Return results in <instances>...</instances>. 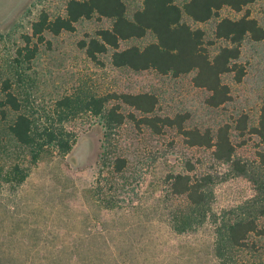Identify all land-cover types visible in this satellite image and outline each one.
Instances as JSON below:
<instances>
[{
	"label": "rangeland",
	"instance_id": "rangeland-1",
	"mask_svg": "<svg viewBox=\"0 0 264 264\" xmlns=\"http://www.w3.org/2000/svg\"><path fill=\"white\" fill-rule=\"evenodd\" d=\"M66 1L0 0V66L9 63L13 51L21 46V36L31 33V23L41 11L50 17L62 15ZM184 1L177 0L178 4ZM125 3L131 15L141 0ZM247 9L264 29V0H256ZM243 14L228 8L219 12L220 17L230 19ZM185 20L192 28L204 31L205 43H213L207 45L212 54L226 44L215 39L216 18L205 23ZM108 25L107 20L94 18L80 21L72 33L44 35L46 43L39 46L30 70L36 83L34 98L40 106L52 112L55 101L85 86L97 93L153 89L160 96L161 114L188 111L194 124L213 131L221 124H230L237 157L253 177L264 174L258 157L262 151L259 139L249 132L242 137L235 130L242 113L248 116L250 126L255 125L264 104V40L244 41L239 63L245 67V76L237 83L233 74L224 75L232 100L221 108L209 109L203 102L207 93L192 86L191 75L171 80L150 72L133 74L112 68L105 56L100 57L102 65L91 62L79 42ZM151 40L148 35L123 46H143ZM70 129L76 139L67 156L54 155L32 166L18 188L0 187V264H220L214 256L217 225L210 217L188 234L174 233L167 218L170 207L184 204L183 199L170 197L167 176L180 170L187 159L196 165L197 174H226L225 166L212 163L208 150L185 147L173 131L154 136L148 130L137 132L125 125L117 144L118 152L126 157L127 169L122 177L114 178L108 169L103 171L102 177L110 182L101 184L112 188L107 193L112 192L117 202L101 210L104 206L92 192L102 180L98 179L102 170L97 166L101 128L95 118L78 115ZM227 174L228 180L212 186L208 200L209 214L219 219L253 196L249 180ZM260 222L264 227V218ZM247 243L231 262L264 264V238L251 235Z\"/></svg>",
	"mask_w": 264,
	"mask_h": 264
},
{
	"label": "trees",
	"instance_id": "trees-1",
	"mask_svg": "<svg viewBox=\"0 0 264 264\" xmlns=\"http://www.w3.org/2000/svg\"><path fill=\"white\" fill-rule=\"evenodd\" d=\"M255 2L185 0L178 4L177 0H141L140 6L129 15L125 0H67L62 15L50 17L41 11L31 23V33L21 36V46L13 51L9 63L0 66L5 67L0 68V187L18 188L32 166L54 155L67 156L76 139L70 128L78 115H85L95 118L101 128L97 166L102 170L98 179L102 180L92 192L104 206L101 210H107L115 206L117 199H113L112 192L107 193L112 188H103L101 182L110 180L103 178L102 173L108 169L112 178L122 177L127 169L126 157L118 152L117 144L122 128L129 124L137 132L148 130L154 136L173 131L185 147L208 150L214 165H223L231 177L252 183L253 196L236 211L224 212L219 219L209 214L208 200L212 197V186L228 180L227 172L223 177L217 171L197 174L196 165L187 159L180 170L167 176L170 197L184 201V206L168 209L171 230L188 234L210 217L217 225L214 256L220 264H236L231 262L233 255L248 246L251 235L264 238V227L260 224L264 218V174L253 177L237 157L230 124H221L213 131L194 124L188 111L161 114L160 96L153 89L97 93L85 86L55 101L52 112H48L34 98L36 83L30 70L39 46L46 43V33L58 36L74 32L82 20H107V27L79 42V48L91 62L102 65L100 57L105 56L112 68L133 74L150 72L171 80L191 75L192 86L207 93L204 105L218 109L232 100L223 76L231 73L235 82L240 83L246 74L239 63L242 44L246 39L255 43L264 40V29L247 9ZM224 8L244 14L238 19L220 17ZM186 18L195 23L216 18L215 39L226 44L212 54L207 45L213 43H205L204 31L192 28ZM148 35L152 40L143 46H123ZM235 124L240 136L249 132L259 139L262 151L258 157L264 168V104L255 125H249L245 113Z\"/></svg>",
	"mask_w": 264,
	"mask_h": 264
}]
</instances>
